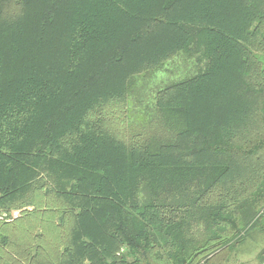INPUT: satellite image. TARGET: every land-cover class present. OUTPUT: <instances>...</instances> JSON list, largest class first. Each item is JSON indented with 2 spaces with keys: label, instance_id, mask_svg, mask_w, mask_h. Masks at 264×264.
Masks as SVG:
<instances>
[{
  "label": "trees",
  "instance_id": "obj_1",
  "mask_svg": "<svg viewBox=\"0 0 264 264\" xmlns=\"http://www.w3.org/2000/svg\"><path fill=\"white\" fill-rule=\"evenodd\" d=\"M177 54L204 67L128 132ZM255 233L264 0H0V264H229Z\"/></svg>",
  "mask_w": 264,
  "mask_h": 264
},
{
  "label": "rangeland",
  "instance_id": "obj_2",
  "mask_svg": "<svg viewBox=\"0 0 264 264\" xmlns=\"http://www.w3.org/2000/svg\"><path fill=\"white\" fill-rule=\"evenodd\" d=\"M204 60H197L196 56H186L177 54L167 61L161 68L141 74L136 78L132 94L128 99V109L125 115L128 123V132L130 126H136L138 113L153 111V97L155 92L165 84L177 81L194 75L204 67ZM130 122V123H129ZM130 125V126H129ZM30 209V208H29ZM18 211L12 212L13 217H17ZM264 247V234L255 233L247 236L237 254L229 264H260L257 257L258 253Z\"/></svg>",
  "mask_w": 264,
  "mask_h": 264
}]
</instances>
